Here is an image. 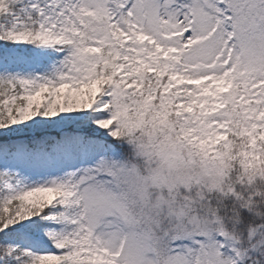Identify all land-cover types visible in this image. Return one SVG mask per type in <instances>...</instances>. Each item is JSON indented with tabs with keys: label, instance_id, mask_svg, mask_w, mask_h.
I'll return each mask as SVG.
<instances>
[{
	"label": "snow or ice",
	"instance_id": "6c2138e0",
	"mask_svg": "<svg viewBox=\"0 0 264 264\" xmlns=\"http://www.w3.org/2000/svg\"><path fill=\"white\" fill-rule=\"evenodd\" d=\"M0 264H264V0H0Z\"/></svg>",
	"mask_w": 264,
	"mask_h": 264
}]
</instances>
